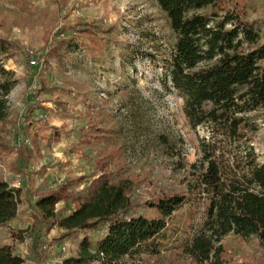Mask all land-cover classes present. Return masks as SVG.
<instances>
[{"label":"trees","instance_id":"obj_1","mask_svg":"<svg viewBox=\"0 0 264 264\" xmlns=\"http://www.w3.org/2000/svg\"><path fill=\"white\" fill-rule=\"evenodd\" d=\"M156 1L175 34L173 48L163 59L162 85L182 99L189 126L206 132L199 140V157L189 166L185 189L140 197L133 193V181L105 160L88 174L70 175L38 193L39 175L46 174L37 166L39 149L28 141L25 129L34 120L35 132L56 143L69 125L60 132L46 123L51 110L42 104L45 94L66 92L44 71L50 59L58 64L66 56L62 45L68 33L94 40L108 29L91 22L64 25L59 43L42 57L0 36V132L7 134L4 138L0 133V161L4 159L6 169L21 182L12 187L0 178V264H114L141 245L149 248L166 228V219L186 202L203 208L200 229L180 247L192 263L241 264L223 257L221 240L228 234L264 243V163L258 160L245 119L248 112L264 107V40L255 21L229 0ZM16 52L22 56L21 73L29 92L14 124L5 127L10 114L5 96L17 75L3 64ZM87 128L80 141L102 136L92 118ZM60 201L72 202V209L59 214L55 206ZM25 215L27 227L7 225ZM23 236L30 241L25 257L15 249ZM78 237L76 254L66 255L67 245Z\"/></svg>","mask_w":264,"mask_h":264},{"label":"rangeland","instance_id":"obj_2","mask_svg":"<svg viewBox=\"0 0 264 264\" xmlns=\"http://www.w3.org/2000/svg\"><path fill=\"white\" fill-rule=\"evenodd\" d=\"M229 1L246 19L255 21L264 40V0ZM83 22L98 24L108 34H97L91 40L86 34L68 33L62 45L66 56L58 64L50 59L51 66L44 71L46 78L66 92L64 96L45 94L42 104L51 110L46 123L51 131L60 132L68 123L66 134L54 143L35 132L34 120L25 129L28 141L39 149L37 166H43L46 174L39 175L38 193L55 188L70 175L88 174L96 162L105 160L120 176L133 181V193L140 197L167 189L184 190L189 166L198 159L199 140L206 132L189 126L182 99L162 85L163 59L173 48L175 34L157 1L0 0V36L29 47L40 57L59 43L57 36L64 25L80 27ZM21 57L19 52L13 53L3 64L17 75L5 96L10 112L5 127L14 124L29 92L21 73ZM90 118L102 136L86 143L80 138L88 130ZM245 119L258 160L264 163V107L248 112ZM0 133L7 137L6 131ZM0 178L12 187L21 185L6 169L4 159ZM55 207L63 215L73 203L60 201ZM202 210L201 205L184 203L166 219V228L149 248L141 245L114 264H194L180 247L200 229ZM29 224L26 215L7 223L12 228ZM79 239L67 245L66 255L76 254ZM1 241H6L4 231ZM29 243L25 236L15 242L21 257L27 255ZM221 245L229 263L264 262V243L253 236L228 234Z\"/></svg>","mask_w":264,"mask_h":264}]
</instances>
